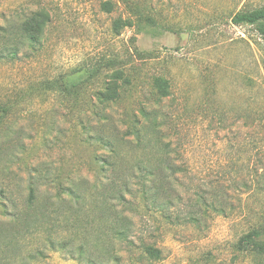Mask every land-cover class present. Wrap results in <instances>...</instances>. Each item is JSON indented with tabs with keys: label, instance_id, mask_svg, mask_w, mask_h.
I'll use <instances>...</instances> for the list:
<instances>
[{
	"label": "rangeland",
	"instance_id": "1",
	"mask_svg": "<svg viewBox=\"0 0 264 264\" xmlns=\"http://www.w3.org/2000/svg\"><path fill=\"white\" fill-rule=\"evenodd\" d=\"M263 5L0 0V26L38 9L49 13L35 50L20 47L16 58L0 59V105L7 109L0 112V264H100L107 249L97 243V219L115 207L128 219V240L112 234L118 264H227L231 243L247 228L232 220L246 197L234 180L253 174L252 147L264 142V36L231 18ZM69 76L76 78L72 89ZM108 80L121 86L120 95L104 106L96 95ZM146 155H170L183 170L173 186L179 197L168 182L152 189L163 205L173 203L165 212L145 209L141 172H132L137 179L125 174L140 159L143 167ZM100 156L112 157L115 177L130 182L124 202L111 196L110 208L100 206L101 185L114 176L100 177L101 163H93ZM217 183L234 209L195 215L196 187ZM247 198L256 212L264 206L263 196ZM86 207L95 212L81 214ZM142 242L159 256L140 262Z\"/></svg>",
	"mask_w": 264,
	"mask_h": 264
},
{
	"label": "trees",
	"instance_id": "2",
	"mask_svg": "<svg viewBox=\"0 0 264 264\" xmlns=\"http://www.w3.org/2000/svg\"><path fill=\"white\" fill-rule=\"evenodd\" d=\"M104 5H106V3H104ZM48 21L49 13L44 9H38L29 13L24 20L12 22L7 27L0 26V59L5 55L10 59L16 58L20 47H28L31 50H35L36 46L40 44L43 30ZM231 22L235 25H250L254 27L260 36H264V5L251 10L238 12L232 16ZM120 78L121 75L117 77L116 80ZM75 80V77L69 76L64 82H66L67 86L72 89L75 86ZM64 82L62 80L59 81V85L62 83L61 85L64 87ZM48 86L53 88L52 83ZM120 87L121 86L119 84L117 85L116 81L108 80L105 84V90H101L96 95L97 101L104 106H109L112 102H116L120 95ZM6 111L7 109H4V107L0 105V112ZM252 148L251 151H254L255 155H257L253 174L249 176L244 175L238 182L234 180V182H236L235 184L238 183L239 190L244 189L242 194H245L246 196L245 199H243L245 201L244 203L240 202L239 210L231 215L233 217V223L239 224L243 222L247 228L244 230L242 237L231 243L227 264H264V206L260 211L256 212L250 207L248 202H246L249 199L247 197H250L251 195H260L263 196L264 199V142L256 143ZM168 156L170 155H146L145 157L148 161L143 167L140 159L138 169L132 168L130 169V172L127 169L125 173L129 174L130 179H137L133 175V171L142 173V177H139V179H143V182L140 184L138 183L137 185L140 186L143 202L147 211L151 210L155 212L162 209L161 212H165L171 207H174L171 201L168 205H163L160 198L156 196L159 192L152 190L158 188L160 181L168 182L169 188L174 191L177 197L180 196L179 193L177 194V190L173 186L175 181H177L175 175L183 170L181 168H175L173 160H170L169 162L168 159H166ZM98 160L101 163L98 166V173L102 174L100 177H106L108 171L112 172V175L114 176V179L110 180V183H108L106 187L101 185L102 200L100 206L109 204L108 208H110L111 204L109 203V200L111 196L119 197V199L122 198L124 202L123 192L129 190L130 182L129 179L124 180L123 178L115 177L118 173L116 172L112 157H95L93 163H97ZM129 168H131V166ZM148 182H153V185L148 184ZM100 183L101 181L98 177L97 185ZM217 184L218 185L211 186V188L207 189H201V186L196 187L197 191L194 193L195 199L191 198V201L193 202L191 206H194V209H196V211H192L193 213L195 212V215H198V212H200L199 210H202V208H210L220 213L226 212V210L232 208L234 209V206L226 200V198L229 197L228 191L223 188L221 184ZM35 189L36 186L30 185L28 203H30L31 206L37 199ZM82 195H85V193L81 192V198H85ZM222 200L225 201L224 207L219 204ZM240 201H242V199H240ZM165 206L166 208H164ZM97 208L98 214L100 207ZM89 212H95L94 208L86 207L85 210H81V214ZM113 213L114 215L102 213L99 215L98 219L96 218L99 222L98 226L103 229V236L99 237L97 243H100L105 250L107 249L100 264H109L108 260L115 262V264H118L120 261V257L111 252V249L115 246L114 240H118L114 238L112 234H116V237L121 240H128L127 229H123L124 231L122 230L123 225L128 221L127 217L121 214L116 207L115 210H113ZM111 220H115V223L111 222ZM193 220H195L196 223L198 222V224L200 223L198 216H195ZM117 228L118 230L116 232ZM87 236H91L90 232L87 233ZM129 243L131 244L132 242ZM140 246H142L139 258L140 262H145L151 258H157L159 256L160 250L154 244L142 242ZM83 256L84 255L81 253V258ZM87 262L88 264H95L91 259H88Z\"/></svg>",
	"mask_w": 264,
	"mask_h": 264
}]
</instances>
